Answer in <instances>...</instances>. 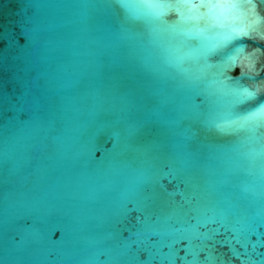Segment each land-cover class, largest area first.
Returning <instances> with one entry per match:
<instances>
[{"label":"snow or ice","instance_id":"6c2138e0","mask_svg":"<svg viewBox=\"0 0 264 264\" xmlns=\"http://www.w3.org/2000/svg\"><path fill=\"white\" fill-rule=\"evenodd\" d=\"M257 3L264 0L92 5L86 24L110 37L117 55L107 71L127 86L126 107L151 112L135 123L95 124V153L106 156L115 146L126 158L121 183L106 189L119 196L121 239L98 257L111 264H264V216L215 195L242 166H264V12ZM44 26L39 14L23 16L14 31L27 43L26 33ZM10 46L16 55H3ZM23 47L12 40L0 47V91H7L6 76L25 78L16 67ZM12 108H20L15 98L0 100L7 119ZM102 136L110 148L98 142Z\"/></svg>","mask_w":264,"mask_h":264},{"label":"water","instance_id":"95a60500","mask_svg":"<svg viewBox=\"0 0 264 264\" xmlns=\"http://www.w3.org/2000/svg\"><path fill=\"white\" fill-rule=\"evenodd\" d=\"M101 2L0 0V47L9 40L24 45L16 67L25 73L20 81L6 76L7 91H0V100L20 103L9 109L11 119L0 111V264H111L99 250L121 239L119 196L106 189L121 183L124 149L98 156L91 137L98 119L135 123L151 112L139 104L127 108V86L107 71L116 50L108 34L86 24ZM257 10L264 12V4ZM36 14L45 26L26 33L25 43L14 29ZM2 54L16 51L10 46ZM215 195L264 216V166H242Z\"/></svg>","mask_w":264,"mask_h":264}]
</instances>
